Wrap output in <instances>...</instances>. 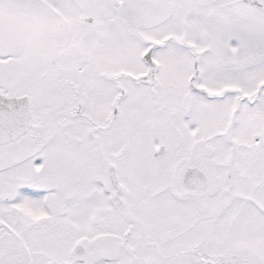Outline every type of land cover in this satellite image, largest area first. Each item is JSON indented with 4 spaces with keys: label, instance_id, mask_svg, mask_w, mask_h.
I'll return each instance as SVG.
<instances>
[{
    "label": "rangeland",
    "instance_id": "1",
    "mask_svg": "<svg viewBox=\"0 0 264 264\" xmlns=\"http://www.w3.org/2000/svg\"><path fill=\"white\" fill-rule=\"evenodd\" d=\"M212 1L0 0V93L30 97L32 128L60 122L55 137L38 140L31 128L13 148L0 147V264L55 263L79 245L86 249L77 253L82 264L104 263L119 251L130 258L135 240L158 238L159 230L174 239L170 250L177 255L199 237L191 226L201 192L216 194L221 210L244 208L240 219L239 211L224 210L213 233L225 243L217 254L258 255L264 245V12L227 16ZM156 43L162 46L148 64L144 55ZM117 98L120 112L110 123ZM56 107L74 113L65 121L54 116ZM12 149L27 159L6 170ZM112 165L123 186L122 217ZM190 167L209 177L206 188L185 186ZM9 176L13 188L19 177L54 188L53 228H25L37 220L32 213L44 210L27 191L23 225L8 229L16 220L4 201L12 192ZM132 224L137 232L125 243Z\"/></svg>",
    "mask_w": 264,
    "mask_h": 264
},
{
    "label": "flooded vegetation",
    "instance_id": "2",
    "mask_svg": "<svg viewBox=\"0 0 264 264\" xmlns=\"http://www.w3.org/2000/svg\"><path fill=\"white\" fill-rule=\"evenodd\" d=\"M210 5L212 7L217 8L218 10H222V12H224V14L227 16L235 13L247 11V9H253L255 12L257 11L264 12V0H213ZM119 102L120 100L119 98H117L114 108L112 110L113 115L111 116L110 119H108L110 123H112L114 117H116L120 112ZM254 103H255L254 101L250 100V104H254ZM54 112H56L54 116H57V118H60L62 116L63 119H65V121H68L70 119V116L73 115L74 113V111H67V112L59 111L57 107ZM238 114L239 112L235 111L234 115L237 116ZM50 117L51 119L54 118L51 115ZM110 123L107 124L106 122L107 125H109ZM52 124H54V127L49 130L42 128V125L40 126L38 125L37 127L34 125V128H32L31 131L35 130L37 132L38 140H41V138L44 137L50 139L52 138V136L55 137L58 135L59 127H60V122L56 120V118L53 119ZM89 135L90 136L92 135L91 131H89ZM70 136H71L70 133H66V137L70 138ZM21 139L17 140L14 143H9L6 145H2L0 147L10 146L11 148H13L12 146L16 145L19 141H21ZM42 147L43 145L41 144L38 145L37 152H39L42 149ZM21 155L23 154L20 151H18L17 153L14 149L10 151V154H6L4 160L5 169L10 170L12 167L14 166L16 167L19 163L24 162L27 159V157L26 159H22L20 158ZM17 156H19V159H16ZM39 164L40 162H37V166L41 167L42 169L43 167ZM7 181L8 184H10L9 188L11 189L12 192L11 195L4 197V201L10 206L12 205L11 208L7 210V212L12 214L16 218L13 224L11 223L9 224L8 229L13 230L23 225L21 223L22 221L21 211L24 210V208H26L25 200L23 196L27 195V193H25L27 191L30 194H33L31 196L29 195L30 197H32V199L34 198L35 200L36 198V201L43 202L44 210L40 211L39 213H36V215L32 213L33 218L34 219L37 218V220L28 224L26 223L25 228L31 230L32 227H34L37 231H42V229L44 228L45 229L53 228L56 225L55 220H51L55 214L51 216L50 212L52 211H49L51 209L50 194L54 189L53 187H50L48 185H43L42 182H38L39 183V184L37 183L38 185L33 183L26 184V179L24 177L18 178V181L15 184L14 188L11 183V176H9V179H7ZM190 194L196 195V192H190ZM201 194L205 196V198L203 197L200 198V200H202L199 206L200 211L196 215L195 224L191 226V228L196 227L195 230L197 231V235L199 237L196 236L198 237V239L197 240L195 239V241L192 240L189 241V243L194 244L192 245L193 247L191 246L190 250L185 249L187 245L186 246L183 245L179 247L177 255H172L170 248H171V243L174 242V239L171 238V235H169V233L166 230H159L157 234H155V236L157 235L158 238L153 237L151 239L147 238L145 240H135L133 242L132 253L130 258L124 256L123 253L119 251L116 253V256L113 258L112 257H109L110 259L103 258L102 260L104 261V263L103 262L100 263L98 260H95V261H90L89 263L87 262L85 264H107V263L108 264L110 263L111 264H115V263L116 264H264V245L256 249V252H258L257 256H249L246 255V253H243L244 255L233 254L226 256L217 254L221 249L219 247V242L221 241L215 239L216 234H214L213 236V233L214 231L219 232V228H218L219 219L220 218L222 219L225 211L229 209L227 208L226 210L225 208L222 210L219 209V200H218L219 197L216 196V194H212L213 196L210 197L208 196L209 194H203L202 192ZM118 203L121 206L119 207L118 211H120V216L122 217L125 204L123 202L122 203L118 202ZM242 210H244V208L241 207V208H234V210L231 209L229 211L230 214H232V212L234 211L236 212L239 211L238 217L240 219L244 217ZM261 211H264V209H261ZM62 215L64 217L67 214L63 213ZM151 215H154V213ZM57 216H60V214H58ZM157 216H158L157 220L158 218H161L159 217L158 214ZM134 221L141 223L138 217H136ZM213 227H216L217 230H215V228ZM129 230L130 233L128 237L124 235L125 243H129L130 241L129 237H132V235L135 234L134 231L137 232L136 225L132 224L129 227ZM180 230H182V225L180 226ZM183 234H184V230L181 231V235ZM212 237H214V239ZM221 243L225 244L223 241ZM79 246L74 247L72 250H69L68 256L66 257L61 256L62 258H55L54 261L56 262L53 263V261H51L49 262V264H82L83 261H81L79 255H77L76 252ZM224 246L228 247L229 245H224ZM23 247H25L28 251L27 244L24 243ZM27 251L25 250L24 253L28 255ZM85 253H86V249H85ZM254 259H257L258 262H254ZM27 264H38V263H35V261L32 258V260H30L29 263Z\"/></svg>",
    "mask_w": 264,
    "mask_h": 264
},
{
    "label": "water",
    "instance_id": "3",
    "mask_svg": "<svg viewBox=\"0 0 264 264\" xmlns=\"http://www.w3.org/2000/svg\"><path fill=\"white\" fill-rule=\"evenodd\" d=\"M87 21L92 22L93 19H87ZM161 46V44L156 43L146 52L144 58L148 64L153 63V55ZM33 122L34 117L28 96L10 98L0 93V146L16 142L28 134L33 127ZM110 178L113 187L116 189L115 198L122 203L123 186L118 182L114 166L110 168ZM183 182L190 190H200L207 187L209 179L202 170L189 168L184 174ZM128 235L129 233L126 234V237ZM76 252L84 254L85 248L79 246Z\"/></svg>",
    "mask_w": 264,
    "mask_h": 264
},
{
    "label": "bare ground",
    "instance_id": "4",
    "mask_svg": "<svg viewBox=\"0 0 264 264\" xmlns=\"http://www.w3.org/2000/svg\"><path fill=\"white\" fill-rule=\"evenodd\" d=\"M208 177V176H207ZM208 179H209V177H208Z\"/></svg>",
    "mask_w": 264,
    "mask_h": 264
}]
</instances>
